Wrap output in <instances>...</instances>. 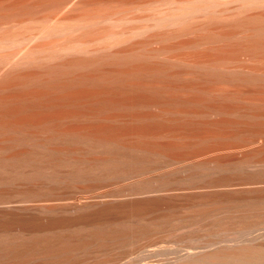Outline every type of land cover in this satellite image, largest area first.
I'll return each mask as SVG.
<instances>
[{"label":"bare ground","instance_id":"bare-ground-1","mask_svg":"<svg viewBox=\"0 0 264 264\" xmlns=\"http://www.w3.org/2000/svg\"><path fill=\"white\" fill-rule=\"evenodd\" d=\"M0 264H264V0H0Z\"/></svg>","mask_w":264,"mask_h":264}]
</instances>
